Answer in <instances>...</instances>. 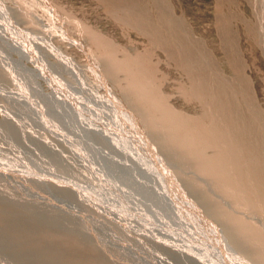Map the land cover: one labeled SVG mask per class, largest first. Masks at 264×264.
<instances>
[{
  "label": "rangeland",
  "instance_id": "374dc122",
  "mask_svg": "<svg viewBox=\"0 0 264 264\" xmlns=\"http://www.w3.org/2000/svg\"><path fill=\"white\" fill-rule=\"evenodd\" d=\"M218 242L264 264V0H0V264Z\"/></svg>",
  "mask_w": 264,
  "mask_h": 264
},
{
  "label": "bare ground",
  "instance_id": "6f19581e",
  "mask_svg": "<svg viewBox=\"0 0 264 264\" xmlns=\"http://www.w3.org/2000/svg\"><path fill=\"white\" fill-rule=\"evenodd\" d=\"M26 53H27V52H26ZM29 56H31V55L29 54ZM112 141H113L114 143L116 142V141H114V140H112ZM112 141H111V142H112ZM142 141H143V140H142ZM116 145H119V144L117 143ZM121 146H122V145H121ZM123 146H124V145H123ZM123 146H122V147H123ZM149 148H150V147H149ZM122 149H123V148H122ZM123 150H124V149H123ZM148 158H149V157H148ZM157 166H158V165H157ZM158 168H159V167H158ZM94 169H95V168H94ZM57 177H58V176H57ZM167 179H168V180H167L166 182H167V183L170 182V181H169V178H167ZM171 181H172V180H171ZM169 191H170V194L172 195V197L174 196L173 198H176L177 201H180V199L177 198L176 192L174 191V188H173V187H172ZM164 192H165V191H164ZM167 194H168V193H167ZM180 203H181V202H180ZM192 206H193V205H192ZM183 208H184V207H183ZM181 210H182V209H181ZM189 211H190V210H189ZM191 212H192V211H191ZM192 213H193V212H192ZM192 213H191V214H192ZM151 214H152V212H151ZM169 218H170V216H169ZM171 220H172V219H171ZM172 221H173V220H172ZM168 222H170V221H168ZM177 222H178V220H177ZM154 224H155V223H154ZM173 224H174V223H173ZM156 225H157V224H156ZM168 225L171 226V227H175V229H177V230H178V229L181 230V228H179V227L177 226L178 224H177V225H176V224L172 225V223H169ZM166 226H167V225H166ZM201 227H202V226H201ZM218 243H219V242H218ZM225 248H227L226 245H224V244H222V243H219V249H220L219 252H220V253H221V251H222L223 253H225V254L229 253L228 249L226 250L227 253L225 252ZM185 249H186V248H185ZM219 252H218V253H219ZM229 254L231 255V253H229ZM229 254H227V256H228ZM192 257L195 258V259L197 260V256H196V257H195V256H192ZM221 257H222V256H221ZM228 257L231 258V260H233V259H232V258H233L232 256H228ZM219 259H220V258H219ZM220 260H221L223 263H225L224 260H222V259H220ZM233 263L236 264V262H235L234 260H233ZM225 264H229V263H225Z\"/></svg>",
  "mask_w": 264,
  "mask_h": 264
}]
</instances>
